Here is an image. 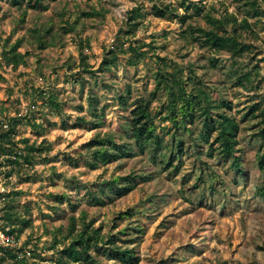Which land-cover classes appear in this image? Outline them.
<instances>
[{"label":"rangeland","instance_id":"rangeland-1","mask_svg":"<svg viewBox=\"0 0 264 264\" xmlns=\"http://www.w3.org/2000/svg\"><path fill=\"white\" fill-rule=\"evenodd\" d=\"M156 2L179 7L181 15L186 13L182 3L190 5L187 14L194 18L185 25L177 16L168 20L156 18L148 0H49L48 8L41 12L28 10L25 23L20 24L21 15L11 7L10 1L0 0V47L8 38L14 43L25 37L27 41L21 52L31 53L28 67L17 70L0 67L4 78L0 79V107L7 109L0 114V120L25 119L17 129L16 141L29 139L30 144L38 145L46 141L51 147L39 156L33 168H25L20 174L14 172L10 179L0 174V193L20 191L22 194L15 199L16 209L32 221V227L24 229L20 236V248L30 259L28 264H57V250L64 245L51 248L55 239L62 236L55 232L61 227L66 234L72 217L79 219L82 212L87 213V220H96V228L103 226L105 236H117L130 224L131 234L123 239L136 238L139 264H264V199L257 193L264 185L257 163V155L264 152V140L254 136L264 127L263 117L254 118L264 111V27L255 26V19L249 18L256 37L245 31L238 33L243 42L253 45L252 53L239 59L238 73L252 72V81L241 86L233 77L235 68L228 53L217 54L183 38L189 25L198 28V34L208 28L202 15H196V7L212 12L217 18L236 13L241 21L245 12L239 0ZM139 5L145 7L146 17L135 36L129 39L125 37L127 12ZM261 8L264 10V0ZM83 13L88 16H82ZM78 17L83 24L62 43L50 42L45 50L37 51L28 39L30 28L41 29L44 23L53 20L58 29L66 25V20L72 24ZM81 40H89L83 50L89 68L81 66ZM120 43H124L125 53L119 52ZM130 45L144 54L137 66L130 65V59L135 56L128 49ZM114 56L118 57L117 66L106 69L103 61ZM191 69L221 107L216 112L239 123L237 157L242 172L236 173L231 167L233 160L210 158L209 148L201 140L198 142L203 148L199 151L186 140V153L179 157L176 173L154 163L148 153L139 154V147L132 142L133 151L138 153L136 157L94 171L88 167L92 156L84 145L97 136L126 135L124 128L135 104L142 98L151 99L155 92L157 73L183 71L187 79L192 75ZM255 71L259 73L257 77ZM188 83L187 91H191L194 85ZM40 91L48 94L44 100L39 96ZM91 93L97 101L98 115H103L101 126L96 130L84 124L74 128L80 125L81 117L87 122L96 119L89 109ZM50 95L61 105L60 115L47 104ZM120 95L126 100L121 102ZM165 100L166 95L158 92L151 104L153 113L160 112ZM224 101L231 109L223 106ZM254 106L258 110L246 117ZM164 117V114L157 116L155 125L170 145L175 125L164 122ZM35 124L38 128H34ZM194 128L198 135L201 124ZM178 139L179 136L175 138ZM19 147L24 149L21 144ZM128 176L135 181L133 192L112 200L104 198L105 204L99 206L94 197L99 195L100 187L105 184L107 188L113 179ZM141 176L149 178L142 182L138 180ZM63 195L69 201L60 203ZM124 212H129L131 217L118 221V228H114L115 218ZM94 255L103 264H112L105 256L96 252Z\"/></svg>","mask_w":264,"mask_h":264},{"label":"trees","instance_id":"trees-1","mask_svg":"<svg viewBox=\"0 0 264 264\" xmlns=\"http://www.w3.org/2000/svg\"><path fill=\"white\" fill-rule=\"evenodd\" d=\"M9 1L11 7L21 15L20 24H24L28 10L33 9L41 12V10L48 8L46 1L49 0ZM148 1L152 3V14L156 18L168 20L177 16L182 25H185L194 18V15L187 14L191 6L185 3H182V7L186 9V13L181 15L179 13V7L173 6L171 3L158 4L156 0ZM239 1L245 12V16L241 21H239L236 13H225L222 17L217 18L212 12L205 11L202 7H196V15H202L208 24V28L204 33L198 34V28L189 25L183 32V38L192 45L197 44L200 48L217 54L228 53L233 60V67L235 68L233 77H236V84L245 86L244 82L250 83L252 81V72L238 73V71L240 72L239 59L245 55H250L253 51V45L243 42L238 33L239 31H245L250 33V37L255 38L256 35L253 26L262 24L264 27V23H262L264 20V10L261 8V2L263 0ZM144 9L145 7L143 5H139L127 12L126 25L128 29L125 31V37L131 39L139 30V27L143 25L146 17ZM60 16L65 17V14L60 13ZM82 16H88V14L83 13ZM249 18L255 19L254 25L249 22ZM81 22V17L76 18L72 24L66 20V25H60L58 29H55L53 20H49L43 24L41 29L30 28L28 30V39L37 51H43L49 46L50 42L53 44L62 43L67 35L77 32L80 24H83ZM26 41L27 39L25 37L17 39L14 43H12L10 38L6 39L0 47V67H11L14 70L20 67H28L30 65L29 57L31 53L21 52V48ZM86 44H89V40H81L79 42L81 66L83 68H89V64L87 63L88 56L84 55L83 52ZM123 44L120 43L118 45V50L121 53H125ZM128 49L135 53V56L129 61L130 65L137 66L143 59L144 54L132 45ZM111 54L114 55V52H111ZM161 60L163 61V59ZM117 64V56L103 61V66L108 70L112 66H117ZM159 69H162V67ZM190 72L192 75L187 79H184L183 71L167 73L161 70L157 73L155 92L151 94V99L142 98L135 104L134 109L131 111V119L124 128L125 137L120 134H107L105 136H97L84 145V148L92 156V160L88 162V167L94 171L106 164L134 158L138 153L133 151L132 144L136 143L139 147V154L148 153L154 163H159L161 166L174 169L176 173L178 172L177 161L179 157H183L186 153V140H190L196 151L203 148L198 142V140H201L205 146H208L209 151L207 155L210 158L218 156L225 161L233 160L231 167L235 169L236 173L242 172L241 164L237 157V154L240 152V149L237 148L239 145V141L237 140L239 129L238 121L230 116H225L223 113L216 112L221 107L216 104V101L212 100L209 93L203 88V83L197 79L195 72L192 69ZM254 75L257 77L259 75L258 71H255ZM0 79L4 80L1 75ZM188 82L194 85L191 91H187L186 85H189ZM158 92L164 93L166 100L162 104L160 112L153 113L151 104ZM47 95L46 92L40 91L39 96L41 100H44ZM89 98V109L93 112L92 114L96 119L87 122L85 117H81L79 119L80 125H76L74 128H79V126L84 124L85 126L90 125V130H96L101 126L100 120L103 115H98L97 101L93 93L90 94ZM119 99L122 102L126 100V97L120 95ZM47 100L49 107L53 108L60 115L62 109L57 98L50 95ZM223 106L231 109L230 104L226 101H224ZM256 110H258L257 106L252 107L246 117ZM6 111V108L0 107L1 115ZM163 114L165 115L163 118L164 122H172L175 125V135L172 136L174 138H172L170 145L159 135L157 132L158 128L155 125V118ZM259 116L264 118V111H261L259 115H254V118H258ZM24 120L20 117L2 118L0 120V174H4L7 179H10L14 172L20 174L22 170H26L25 168H33L39 156L48 152L51 148L50 145H46V141H43L39 145L37 143L30 144L29 139L16 141L17 129L23 124ZM6 122L7 125H5V128L3 125ZM26 122L30 124V121ZM197 124H201V132L195 135L194 127ZM33 126L34 128H38L36 124ZM64 128L67 127L64 126ZM181 133L183 135H180ZM167 134L170 135V131ZM177 136H179V139L176 141L175 138ZM254 136L264 140V127ZM126 137L130 141H127ZM20 144L24 146V149L19 147ZM216 152L218 154L215 155ZM43 160L47 161V159ZM257 163L262 178L264 179V152L263 154L257 155ZM4 168H10V171H4ZM132 178V176H128L126 178L113 179L108 183L107 188L105 184L102 185L98 193L99 195H95L94 200L99 206H103L105 204L104 198L112 200L117 196L130 194L135 189V181ZM148 178L141 176L138 177V180L140 179L142 182H145ZM257 193L264 199V185L257 189ZM21 194L20 191L8 194L0 193V196L4 198L1 205V210L3 211L2 219L4 221L3 230L14 235L17 240H20L24 229L32 227L31 219L24 217L16 209L17 203L15 199ZM65 199L69 201L68 196L63 195L62 200L59 202L63 203ZM26 210L29 211L28 208ZM87 217L86 212H82L79 219L72 217L66 234H63L61 227L56 230L55 234L59 233L62 236L60 240L55 239L51 248L55 249L57 245H64L62 249L57 250L59 254L57 264H103L95 257V252L105 256L112 264L140 263V256L135 247L137 243L136 238L130 240L123 239L131 234L130 231L133 228H131L130 224L120 230L117 236H105L103 234V226L101 225L96 228V220L94 218L87 220ZM130 217L131 214L129 212L120 213L114 220V228H118V221L129 219ZM19 251L22 252L21 248ZM18 252L0 248V264L6 262L8 264H28L30 259L26 253L22 252L23 254L20 255ZM33 256L36 258V255Z\"/></svg>","mask_w":264,"mask_h":264},{"label":"built area","instance_id":"built-area-1","mask_svg":"<svg viewBox=\"0 0 264 264\" xmlns=\"http://www.w3.org/2000/svg\"><path fill=\"white\" fill-rule=\"evenodd\" d=\"M4 198L0 196V248L7 251H17L20 249V240H17L14 235L3 230L4 221L2 219L3 211L1 210ZM1 254V253H0Z\"/></svg>","mask_w":264,"mask_h":264}]
</instances>
